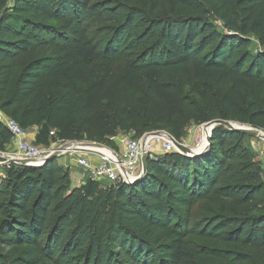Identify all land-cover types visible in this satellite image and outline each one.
I'll return each mask as SVG.
<instances>
[{"label":"trees","instance_id":"obj_1","mask_svg":"<svg viewBox=\"0 0 264 264\" xmlns=\"http://www.w3.org/2000/svg\"><path fill=\"white\" fill-rule=\"evenodd\" d=\"M161 2L0 0V110L42 147L156 125L180 142L194 121L264 131V0ZM245 137L216 125L205 153L149 157L133 184L72 186L57 159L0 167V264H264Z\"/></svg>","mask_w":264,"mask_h":264},{"label":"built area","instance_id":"obj_2","mask_svg":"<svg viewBox=\"0 0 264 264\" xmlns=\"http://www.w3.org/2000/svg\"><path fill=\"white\" fill-rule=\"evenodd\" d=\"M0 124L11 136L9 147L13 149L12 155L10 157H4L7 155L5 153L0 155L6 161L14 159L26 160L32 161L38 166L42 164L45 157L53 154L64 145L71 146L60 151L57 157L72 153H88L89 155L78 157L75 160V165L84 174L79 181V185H84L88 180L97 182L100 185H112L119 181L126 182L127 178L136 177L141 168L143 156L153 158L154 155L174 151L171 141L174 138L169 134L158 136L144 135L137 140L124 136L115 141L114 148L88 147L83 149V152H77L80 149L73 146L74 144L72 143H54L48 147H42L29 142L27 130L20 127L15 120L8 117L2 110H0ZM206 130L200 131V137L206 134ZM53 134L52 132L51 135ZM0 166H2V163H0Z\"/></svg>","mask_w":264,"mask_h":264},{"label":"water","instance_id":"obj_3","mask_svg":"<svg viewBox=\"0 0 264 264\" xmlns=\"http://www.w3.org/2000/svg\"><path fill=\"white\" fill-rule=\"evenodd\" d=\"M216 125H222L229 130H234V131L242 133L245 136L253 137V138L260 139V140L264 141V134L262 132L252 131V130H249L247 128H244L241 125H235L232 122L213 121V122H210L206 125L208 133H206L202 137H199L193 146H190V145H187L184 143H180L174 139H171L173 146H174V151L180 152L181 154H184V155L189 156V157H197V156L202 155L203 153H205L207 151V149L211 145V141H210L211 133H212V130L214 129V127ZM163 134H164L163 132L162 133L159 132V133H152V134H147V135L158 136V135H163ZM72 144H74L73 146H75L79 149H85V148H88L91 146V145L83 144V143H78V144L72 143ZM69 146H71V145H64V146L60 147L53 154H50L49 156L45 157L42 164L38 165V166H36L34 164V162H32V161L15 160V159L6 161V163H4L2 166L4 167V166H9V165L14 164V165H23V166H27V167H41L44 164H46L47 162L56 159L57 156L59 155L60 151L68 148ZM154 156H158V155H154ZM148 159H149L148 156H143L142 165H141V168L139 169L136 177L127 178L126 179L127 183H131V184L137 183L144 178V176L146 174V170H147Z\"/></svg>","mask_w":264,"mask_h":264},{"label":"rangeland","instance_id":"obj_4","mask_svg":"<svg viewBox=\"0 0 264 264\" xmlns=\"http://www.w3.org/2000/svg\"><path fill=\"white\" fill-rule=\"evenodd\" d=\"M170 5H171L170 0H162V2H161V7L163 9H169ZM216 26L219 28L220 25L216 24ZM251 41L252 42H251V45L249 46V50L253 52L256 49H258L259 46H258L257 40L254 36L251 37ZM233 124L238 125L236 123H233ZM206 125L207 124H200V123L195 122V121L189 123L183 132V137L181 138L180 142L187 144V145L191 144L193 142L192 136H193L194 131H197V133L199 134V131H203L204 129H207ZM243 127L247 128L249 130H252V131L262 132L264 134V131L255 130L249 126H243ZM159 132H161V133L163 132L164 134H169L168 130L163 129L161 126L156 125L153 127V129L151 131L145 133L144 135L152 134V133H159ZM124 136L130 137V138H133L136 140L140 139V138H137L133 133H131V134H127V135H119L116 138H114V140L111 139L112 144L99 143L96 141H83V142H79V143L91 145L90 148L98 146V147H106V148L111 149V148H114L115 141L118 139H121ZM72 143H75V142H72ZM193 144H195V142ZM193 144L191 146H193ZM244 145L249 150V152L252 154V157L256 161V163L258 165H260V167L264 170V141L260 140V139L253 138V137L246 136L244 139ZM88 151H90V150H88ZM12 152H13V149L8 146L4 152H0V155H1V153H5L7 155L4 157H7V156L10 157V155H12ZM77 152H83V149H80V151H77ZM0 167H2V166H0Z\"/></svg>","mask_w":264,"mask_h":264},{"label":"crops","instance_id":"obj_5","mask_svg":"<svg viewBox=\"0 0 264 264\" xmlns=\"http://www.w3.org/2000/svg\"><path fill=\"white\" fill-rule=\"evenodd\" d=\"M39 128L38 127H32L27 130L28 133V141L34 143L35 137L37 135ZM200 137V131L199 134L197 131H194L192 140L193 142L188 145H192L194 142L196 143V140ZM194 145V144H193ZM88 153H72L70 155H61L57 157V163L60 167H62L64 170H69V177L71 181L72 186H79V181L83 178L84 174L82 170L75 165V160L78 157L81 156H87ZM0 173H2V170L0 169Z\"/></svg>","mask_w":264,"mask_h":264},{"label":"bare ground","instance_id":"obj_6","mask_svg":"<svg viewBox=\"0 0 264 264\" xmlns=\"http://www.w3.org/2000/svg\"><path fill=\"white\" fill-rule=\"evenodd\" d=\"M206 133H208V131L206 130Z\"/></svg>","mask_w":264,"mask_h":264}]
</instances>
